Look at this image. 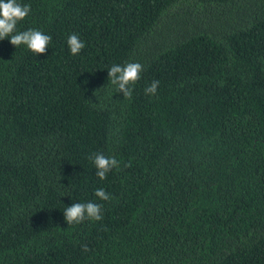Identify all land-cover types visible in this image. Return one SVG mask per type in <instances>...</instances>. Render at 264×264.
Returning <instances> with one entry per match:
<instances>
[{"label":"trees","instance_id":"obj_1","mask_svg":"<svg viewBox=\"0 0 264 264\" xmlns=\"http://www.w3.org/2000/svg\"><path fill=\"white\" fill-rule=\"evenodd\" d=\"M18 2L52 40L0 41V264H264V0ZM89 201L102 220L65 223Z\"/></svg>","mask_w":264,"mask_h":264},{"label":"clouds","instance_id":"obj_2","mask_svg":"<svg viewBox=\"0 0 264 264\" xmlns=\"http://www.w3.org/2000/svg\"><path fill=\"white\" fill-rule=\"evenodd\" d=\"M30 5L21 4L18 0H0V41L9 38V43L15 48L25 46L31 53L43 55L49 48L52 40L50 35L44 34L37 29H28L17 31L19 22L24 21L30 13ZM67 46L70 54L78 55L85 47V43L77 34H71L67 38ZM143 65L140 63H127L123 66L113 64L107 70V79L110 85L117 93H122L123 98L131 100L133 95V86L140 80ZM159 80H154L144 89L145 95L155 96L157 93ZM89 159L92 160L95 167V175L104 180L113 169L119 171L120 161L114 156H106L103 153H93ZM126 164L125 167H129ZM100 201H109L112 199L110 194L103 188L97 189L94 193ZM64 221L69 225H78L85 220L100 221L102 216V205L95 202L72 203L65 207L63 212Z\"/></svg>","mask_w":264,"mask_h":264}]
</instances>
